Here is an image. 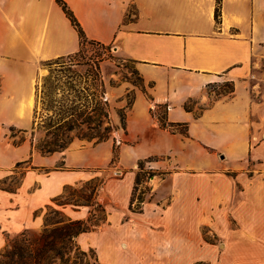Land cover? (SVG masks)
Returning <instances> with one entry per match:
<instances>
[{
	"label": "crops",
	"instance_id": "0c3cea01",
	"mask_svg": "<svg viewBox=\"0 0 264 264\" xmlns=\"http://www.w3.org/2000/svg\"><path fill=\"white\" fill-rule=\"evenodd\" d=\"M63 1L85 40L134 64L143 89L133 91L125 131L41 153L26 135L42 64L83 42L56 0H0V180L26 164L15 190L0 188V248L5 232L38 226L35 210L96 177L117 149L114 164L126 171L104 174L92 199L98 209L60 205L66 218L86 222L102 210L75 237L99 264H264V0ZM222 81L232 92L205 104L208 86ZM190 100L202 106L198 113ZM11 130L24 138L14 141ZM141 161L165 183L135 207L133 168ZM21 195L42 198L18 218Z\"/></svg>",
	"mask_w": 264,
	"mask_h": 264
},
{
	"label": "rangeland",
	"instance_id": "374dc122",
	"mask_svg": "<svg viewBox=\"0 0 264 264\" xmlns=\"http://www.w3.org/2000/svg\"><path fill=\"white\" fill-rule=\"evenodd\" d=\"M260 64L261 70H258L263 72L264 60ZM42 65L45 74L41 75L38 81L34 112L35 124L33 129H30L26 135L36 149L45 142L65 145L71 139L78 137H85L83 140L95 143V134L102 132L103 126L108 124L104 122L101 127L98 126L99 116L95 107L97 93L105 94L107 120L110 122L109 125L114 126L109 137L113 136L114 133L116 134V131L122 132L120 115L130 106L134 89L143 86L134 64L129 59L121 56L110 45L84 40L81 48L75 54L45 62ZM230 89L231 83L229 81H222L208 86V100L205 104L211 103L217 97H228ZM120 99H123L122 105L117 103ZM188 106L194 108L196 113L202 107L197 105L194 100H190ZM69 126H72L73 130L68 131L67 127ZM10 133L18 136L14 138V141L25 136L24 133L19 134L14 130H11ZM114 144L119 145V142L116 141ZM114 162H117V149L114 150L111 162L100 171L101 173L96 177H90L78 184L66 187L64 191L66 199L58 197L56 202H51L46 207L35 210L32 214L33 217L41 216L42 222L36 227L30 226L22 231L37 232L44 227L45 223H51L60 218L66 219L60 205L65 201L67 202V200L74 205L93 206L94 191L98 183L103 180L104 174L111 171L112 175H120L119 171L123 173L126 171L125 168L114 164ZM136 164L137 167L135 166L133 170L137 172L136 180H138V184L134 187L131 198V201H137L135 207L139 205V198L147 197L152 187L156 189L159 184L165 183V181H161L160 176L155 177L159 173L150 169L147 161L137 162ZM25 166L26 164L19 165L0 180V188L15 190ZM137 169L140 171H137ZM57 176V174H54L49 178L42 177L40 182L45 187L46 184L53 182ZM150 178L153 179L152 182L150 184L145 183ZM32 185L29 183L24 192H28ZM153 196L154 193L149 198ZM41 198L40 196L39 198L33 196L31 200L27 201L22 195L19 196L18 211L20 212L16 214V217H22L24 211L40 202ZM98 207L96 205L94 208L98 209ZM101 211L97 212L95 219L93 218L87 222L90 224V229L93 228L94 223H98L103 218ZM20 232H5V244L0 248V251L6 246L8 239H12ZM5 260L6 258L0 256V262ZM52 260L49 264H99L94 251L92 249H80L75 238L70 242H66V252L61 259L55 257Z\"/></svg>",
	"mask_w": 264,
	"mask_h": 264
},
{
	"label": "trees",
	"instance_id": "16d2710c",
	"mask_svg": "<svg viewBox=\"0 0 264 264\" xmlns=\"http://www.w3.org/2000/svg\"><path fill=\"white\" fill-rule=\"evenodd\" d=\"M56 1L62 7L64 13L76 29L80 40L83 42L85 40V35L79 22L63 0ZM217 3L219 4V0ZM218 4L214 12L216 19H218L219 16ZM230 92H232V84ZM104 95V93L96 94L97 100L95 101V107L99 116L98 126L101 127L104 122H107L108 124L103 126L102 132L95 134V143L108 139L114 129V126L109 125L110 122L107 120L108 112L106 110V98ZM129 107H127L126 110ZM126 110L120 115V126L124 131ZM67 130L71 131L73 130V127L69 126L67 127ZM78 138L85 139V137ZM71 140L65 145H59L55 142H45L37 148L43 154L60 151L65 149ZM88 229H90V224L86 221L60 218L54 222L45 223L40 231H22L12 239L7 240L6 246L0 251V256L6 258V260L0 262V264H49L53 261V258L59 257L61 259L63 257L66 252V242H70L77 234Z\"/></svg>",
	"mask_w": 264,
	"mask_h": 264
},
{
	"label": "built area",
	"instance_id": "2783aa9c",
	"mask_svg": "<svg viewBox=\"0 0 264 264\" xmlns=\"http://www.w3.org/2000/svg\"><path fill=\"white\" fill-rule=\"evenodd\" d=\"M151 108L150 109H154L155 108V106L153 105V104H151V106H150ZM166 108L168 109L169 108V106L168 105H166ZM154 114H155V112H154ZM154 116H156V115H154ZM135 166L137 167V164H135Z\"/></svg>",
	"mask_w": 264,
	"mask_h": 264
}]
</instances>
